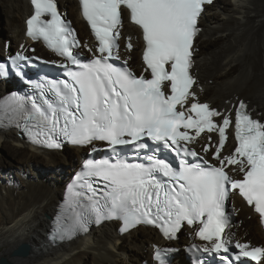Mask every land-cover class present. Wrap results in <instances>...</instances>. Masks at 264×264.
<instances>
[{"label": "snow or ice", "instance_id": "snow-or-ice-1", "mask_svg": "<svg viewBox=\"0 0 264 264\" xmlns=\"http://www.w3.org/2000/svg\"><path fill=\"white\" fill-rule=\"evenodd\" d=\"M213 0H78L83 19L97 41L95 48L78 39L70 21L58 11L55 0H30L33 13L25 21L26 35L42 39L64 59L66 79L37 83L39 97L17 94L0 102L5 117L23 125L31 143L47 148L91 146L105 142L146 149L142 140L166 148L179 157L178 167L154 155L134 161L113 156L88 160L67 189L57 221L60 238L86 231L94 220L122 221V231L147 223L160 228L164 237L176 238L183 224L199 225L195 235L207 242L205 252H230L224 237L229 224L225 202L229 192H238L254 206L264 224V122L252 118L241 101L235 109V146L223 149L231 115H222L196 99L190 74L193 38L205 4ZM142 31L144 72L135 75L120 59L118 40L122 16ZM23 47V45L21 46ZM86 48L91 58L82 60L74 51ZM131 50L132 44L125 45ZM17 53L13 60H26ZM0 72L6 74L3 64ZM220 116L221 122L213 118ZM190 130L194 135H190ZM218 133V142L203 146L212 161L200 157L187 145L203 132ZM211 141V137H209ZM170 142V143H169ZM214 161V162H213ZM95 182V185L94 183ZM238 256L264 264V247L235 242ZM227 259V256L224 257ZM160 259V250L156 251ZM162 264V262H161Z\"/></svg>", "mask_w": 264, "mask_h": 264}, {"label": "bare ground", "instance_id": "bare-ground-1", "mask_svg": "<svg viewBox=\"0 0 264 264\" xmlns=\"http://www.w3.org/2000/svg\"><path fill=\"white\" fill-rule=\"evenodd\" d=\"M58 2L61 13L70 18L81 43L93 48L78 2ZM31 14L30 0H0V18L3 15L5 19L3 29L0 25V33L5 31L0 35V59L15 53L45 55L39 43H31L27 38L25 21ZM199 28L201 33L193 47V89L200 103L222 115H231L233 126L227 130L228 139L223 149V154L227 155L235 146L234 117L239 102L248 104L253 115L264 120V0H215L200 17ZM119 31L123 42L128 43L130 39L139 59L123 48L120 56L139 73L142 68L141 34L128 23ZM198 43L202 49L200 56ZM80 53L91 56L83 47ZM15 88V81L0 80V100ZM215 120L221 122V117ZM217 142L218 133L211 132L189 143L211 159L210 154L203 152V146L211 144L214 147ZM0 149L13 154L9 164H0V259L9 264H158L157 249L175 251L169 264H188L186 251L190 246L207 243L195 235V226L187 224L181 227L176 238L168 239L145 228L121 235L120 224L110 223L91 229L73 241L53 246L48 241L52 218L87 151L74 148L39 150L27 146L12 131H0ZM230 201L235 222L227 228L225 238L264 247L257 216L236 197ZM256 236L261 239L259 244L253 241ZM21 246L27 247V253L23 257L14 256Z\"/></svg>", "mask_w": 264, "mask_h": 264}, {"label": "rangeland", "instance_id": "rangeland-1", "mask_svg": "<svg viewBox=\"0 0 264 264\" xmlns=\"http://www.w3.org/2000/svg\"><path fill=\"white\" fill-rule=\"evenodd\" d=\"M220 7L221 8H223V6H221L220 5ZM213 9V8H212ZM219 15V14H218ZM64 16L66 17V19H68V16L67 15H65L64 14ZM1 23H0V25H1V27H2V29L4 28L3 27V25H4V21H5V19H4V17H3V15L1 16ZM70 19V18H69ZM68 19V20H69ZM5 31L4 30H2V33H0V35L2 36V34L4 35L5 33H4ZM2 40H3V37H2ZM5 41H10V39H6ZM4 41V42H5ZM197 47V46H196ZM198 49L200 50V52L198 53V56H200V54H201V52H202V49L200 48V45H199V43H198ZM197 48H196V51L198 50ZM137 51L135 50V52H129V53H134L135 54V56H136V58H137V60L139 59L138 57V55H137V53H136ZM42 56L43 57H45V58H47L46 57V55H44V54H42ZM138 62V61H137ZM136 73H138L137 71H136ZM252 105V104H251ZM256 114V113H255ZM263 120V119H262ZM263 122H264V120H263ZM4 151V152H3ZM4 155V154H6L4 157L6 158V159H9V160H6L2 155ZM13 157V154L11 153V152H9L7 149H0V164L1 165H5V164H9L10 163V161H11V159L10 158H12ZM4 161V162H3ZM5 163V164H4ZM27 175H28V173H27ZM46 217V216H45ZM234 222H235V220H234ZM240 224V223H239ZM256 239V240H255ZM255 239H253V241H254V243H256V244H259L260 242H261V239L258 237V239H257V236H256V238ZM253 244V243H252Z\"/></svg>", "mask_w": 264, "mask_h": 264}, {"label": "water", "instance_id": "water-1", "mask_svg": "<svg viewBox=\"0 0 264 264\" xmlns=\"http://www.w3.org/2000/svg\"><path fill=\"white\" fill-rule=\"evenodd\" d=\"M26 253H27V247L21 246L13 253V255L23 257ZM0 264H9V263L4 259H0Z\"/></svg>", "mask_w": 264, "mask_h": 264}]
</instances>
